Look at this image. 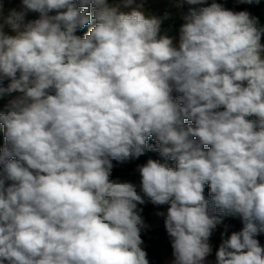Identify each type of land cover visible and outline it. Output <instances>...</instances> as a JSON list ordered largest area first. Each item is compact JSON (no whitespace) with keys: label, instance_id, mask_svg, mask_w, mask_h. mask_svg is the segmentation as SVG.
<instances>
[{"label":"clouds","instance_id":"clouds-1","mask_svg":"<svg viewBox=\"0 0 264 264\" xmlns=\"http://www.w3.org/2000/svg\"><path fill=\"white\" fill-rule=\"evenodd\" d=\"M21 2L6 16L0 3V82L10 79L0 96L22 94L0 112V264H149L137 209L144 199L111 174L113 161L138 158L150 137L152 151L175 161L149 159L137 169L144 196L170 205L158 215L172 264H204L221 223L210 208L243 222L220 244L217 264H264L255 238L264 233L257 18L216 2L191 9L177 47L143 3L125 13L108 0ZM28 11L39 18L25 23Z\"/></svg>","mask_w":264,"mask_h":264},{"label":"trees","instance_id":"trees-1","mask_svg":"<svg viewBox=\"0 0 264 264\" xmlns=\"http://www.w3.org/2000/svg\"><path fill=\"white\" fill-rule=\"evenodd\" d=\"M150 0H135L137 3H143L144 5L149 4ZM216 2L222 5L223 8L227 10H231L233 12H239V11H247L250 13L252 17L257 18L259 26L264 27V0H260L259 3H243L240 2V0H205V3L199 4V5H190L186 2H180V7L185 13V16L189 14L191 9H199L201 7L209 6L211 3ZM39 13L30 11L29 17L30 19L36 20ZM50 15H55V11L49 13ZM184 19H181L179 21L168 23L167 20L163 19L160 29L166 30V35L172 36L175 34L181 27V25L184 23ZM94 26V22L90 23L89 25H86L83 29H78L76 35L83 37L91 27ZM261 43H264V36L261 38ZM10 83V79H7L6 81L0 82V86L7 87ZM9 94L0 96V112L8 111V107H6L3 102L5 97H7ZM223 110V108L219 109ZM249 120H255L256 117H248ZM186 123H192L190 121H186ZM5 143L4 140V127L2 124H0V149L3 148ZM148 145L150 146L149 149H146L145 152L139 156L138 158L130 159L124 163H118L116 161H113V169L111 174V179L113 180H119V181H127L131 182L136 186L137 192L143 196L140 189V173L138 172V166L144 165L147 163L149 159L158 160L161 163H167L170 167H175V161H172L171 159L165 158L161 156L158 152L152 151L151 147H154L156 145V141L152 139L151 137L148 140ZM208 146H205V150ZM2 167V166H0ZM11 183L10 181L6 182L7 184ZM210 193V186L208 184L204 187V195L206 198L209 197ZM167 205V204H165ZM162 205H155L152 202L149 203H143V204H137V209L139 210V214L141 215L145 227L141 230V239L143 241V249L147 253V258L149 260V264H163L164 261L170 257L173 253V249L171 246V242L167 241L168 234L165 229V225L163 224L160 228L156 230L149 231L147 229V226L150 224L152 220V215L154 211ZM170 205H168L169 207ZM210 214L213 215H220L221 218V226L219 227V224L214 228L220 229L222 241L224 239H227L230 235V232L232 229L235 228H243V222L240 216L238 215H231L228 213H222L218 214L215 212L214 209L210 208ZM258 241L261 247H264V233H260L255 237Z\"/></svg>","mask_w":264,"mask_h":264},{"label":"rangeland","instance_id":"rangeland-1","mask_svg":"<svg viewBox=\"0 0 264 264\" xmlns=\"http://www.w3.org/2000/svg\"><path fill=\"white\" fill-rule=\"evenodd\" d=\"M118 2L117 5H120V11H123L125 13H128L132 10V8L136 7V4H140L135 2L131 7H124L122 0H115ZM109 4L114 5V0H111L109 2ZM180 9L179 8V0H150L149 4L144 5L143 4V8L141 9L145 15L147 16H155V17H159L162 18L163 20V13H169L170 14V18L172 19L173 16L175 15V11ZM168 22V21H167ZM169 23V22H168ZM173 43L175 46L178 47L179 45V36H176L175 38H173ZM180 95V94H179ZM13 97H10V100H12ZM10 100H6V104L8 105V101ZM4 113V112H3ZM144 199V203H149L151 202L146 196H142ZM167 209H168V205H162L160 207H158L154 213H153V217H152V221L148 226V230L152 231V230H156L158 228H160L163 224H164V216L158 215V213H164L165 215L167 214ZM222 222L219 223V227L221 226ZM242 228H233L232 231L230 232V235L233 232H239L241 231ZM229 235V237H230ZM228 237V238H229ZM168 242H171V238L168 236L167 238ZM222 237H221V232L220 229H213L212 230V234L209 238V244L211 246V253L206 257L208 259V261L210 262V264H217V260H216V252L220 246V244L222 243Z\"/></svg>","mask_w":264,"mask_h":264},{"label":"crops","instance_id":"crops-1","mask_svg":"<svg viewBox=\"0 0 264 264\" xmlns=\"http://www.w3.org/2000/svg\"><path fill=\"white\" fill-rule=\"evenodd\" d=\"M111 0H108V2H110ZM180 2L181 0H179V8L178 10L175 11V15L173 16V18L171 19L170 18V14L167 13V18L165 20H167L169 23H173V22H176V21H179L181 19L184 18L185 16V13L184 11L182 10V8L180 7ZM0 3H3V13L4 15L6 16L10 10L12 9H15L17 11H21L23 10V5H22V2L21 0H0ZM118 2L114 0V5H117ZM29 13L30 11L26 12V15H25V23L29 22V21H32L29 17ZM165 13V12H164ZM163 13V14H164ZM39 15L37 16V19L39 18ZM165 16H163V19H164ZM180 30V29H179ZM179 30L173 34L171 36V38H175L176 36H179ZM5 33L9 34V35H14V33L12 32V30L8 27H5L4 29ZM8 78H5L3 79V81H6ZM180 93H177L175 91H173L172 93V96H173V99H176L178 96H179ZM11 97H13V99H15L16 97L22 95L21 93L19 92H13L10 94ZM7 97H5L4 101L6 100ZM5 105V104H4ZM6 107H8V105H5ZM9 110V109H8ZM8 111H5L4 113L6 114ZM153 217V215H152ZM152 221V220H151ZM151 223V222H150ZM149 226V225H148ZM147 226V228H148ZM174 257H173V253L170 257H168L163 264H172V261H173ZM204 264H210V262L208 261L207 258H205V261H204Z\"/></svg>","mask_w":264,"mask_h":264},{"label":"built area","instance_id":"built-area-1","mask_svg":"<svg viewBox=\"0 0 264 264\" xmlns=\"http://www.w3.org/2000/svg\"><path fill=\"white\" fill-rule=\"evenodd\" d=\"M165 14H167V13H164L163 14V16H165ZM10 97H11V95L9 94L8 96H7V98H6V100H10ZM6 100L3 102V104H5V105H7L6 103ZM8 104H9V101H8Z\"/></svg>","mask_w":264,"mask_h":264},{"label":"water","instance_id":"water-1","mask_svg":"<svg viewBox=\"0 0 264 264\" xmlns=\"http://www.w3.org/2000/svg\"><path fill=\"white\" fill-rule=\"evenodd\" d=\"M159 35H161V36L166 35V30L160 29Z\"/></svg>","mask_w":264,"mask_h":264}]
</instances>
